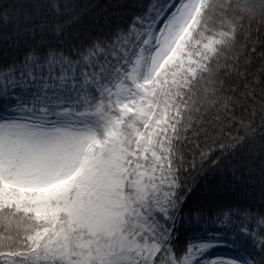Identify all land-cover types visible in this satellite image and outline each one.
Instances as JSON below:
<instances>
[{"label":"snow or ice","instance_id":"snow-or-ice-1","mask_svg":"<svg viewBox=\"0 0 264 264\" xmlns=\"http://www.w3.org/2000/svg\"><path fill=\"white\" fill-rule=\"evenodd\" d=\"M79 23L62 0L0 7L30 36L0 63V264H264V65L242 92L231 78L264 0H131L87 39ZM258 136L259 203L194 192Z\"/></svg>","mask_w":264,"mask_h":264},{"label":"trees","instance_id":"trees-1","mask_svg":"<svg viewBox=\"0 0 264 264\" xmlns=\"http://www.w3.org/2000/svg\"><path fill=\"white\" fill-rule=\"evenodd\" d=\"M35 2L36 0H0V7L27 6ZM62 2L71 4L78 14L80 23L74 35L87 39L105 31L120 15L123 6L131 0H62ZM18 11L27 12V8L21 7ZM29 39V34L23 28L17 32L14 24L7 29L0 25V63L4 61L6 55L21 51L24 43ZM252 47H255V53L251 51ZM247 49V52H242L240 55L241 75L231 77L235 80L233 87L237 92L243 91L245 78L251 80L252 74H258L261 66L264 65V29H261L259 34H253V39L247 42ZM261 161L258 136L256 145L251 149V155L240 154L234 159L233 167L226 169L223 174L205 173L202 177H198L194 192L200 195L199 189L210 187L220 199L230 201L237 206L250 203L253 198L259 203ZM249 168L254 171L250 173Z\"/></svg>","mask_w":264,"mask_h":264}]
</instances>
